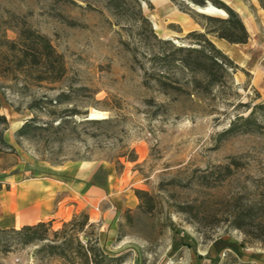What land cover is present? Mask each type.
<instances>
[{
  "label": "rangeland",
  "instance_id": "obj_1",
  "mask_svg": "<svg viewBox=\"0 0 264 264\" xmlns=\"http://www.w3.org/2000/svg\"><path fill=\"white\" fill-rule=\"evenodd\" d=\"M140 6L150 26L139 22L130 0L122 2L118 16L106 0H0V42L1 36L16 42L24 22L49 39L66 67L65 77L49 85L38 82L33 70H15L10 57L0 54V114L7 119L3 140L12 147L0 152L2 195L16 189L11 175L59 176L57 168L85 162L100 167L94 182L107 198L67 199L56 218L70 220L80 207L78 212L98 222L112 194L120 193L129 207L117 211L115 237L110 241L106 231L102 248L109 256L124 257L122 264H264V242L247 239L229 223L246 206L258 208L254 213L264 210V116L257 115L259 131L237 127L235 134H222L264 97L247 86L249 75L244 74L246 84L236 85L229 71L209 86L200 73L184 68L183 54L173 51L194 43L163 37L165 28L175 31L161 17L160 3L148 0ZM230 7L249 32L247 49L264 62V0H240ZM196 11L225 16L221 10ZM194 78L202 82L196 85ZM61 92L69 99L58 103ZM45 99L52 103L39 104L43 111L34 107ZM31 118L28 135L16 138ZM134 190L151 198L150 212L145 211L148 199L140 202ZM65 192L55 195L56 204ZM66 204L75 208L65 209ZM22 217L18 223L27 221ZM36 248L14 247L0 254V264H41L33 255Z\"/></svg>",
  "mask_w": 264,
  "mask_h": 264
},
{
  "label": "trees",
  "instance_id": "obj_2",
  "mask_svg": "<svg viewBox=\"0 0 264 264\" xmlns=\"http://www.w3.org/2000/svg\"><path fill=\"white\" fill-rule=\"evenodd\" d=\"M125 0H106V6L115 16L119 15L122 2ZM136 6L137 19L143 24L151 25L141 11V4L148 3V0H130ZM190 9L178 6L174 0H170L178 11L188 15L201 30L187 32L178 40L192 41L193 47H177L173 52L183 54L179 61L181 65L195 73H200L203 81L213 86L222 82L224 76L232 71V75L239 70V67L221 50L215 47L209 37L223 40L229 44H246L249 34L238 13L222 0H181ZM194 6L204 8L208 4L217 10L223 11L224 17H216L205 13L197 12L191 8ZM175 32H181L178 25L168 26ZM152 31V30H151ZM153 33V32H152ZM155 36V34H153ZM156 37V36H155ZM161 41V40H160ZM171 40H162L168 42ZM0 52L5 58L11 59L15 70H33L36 73V80L52 85L60 82L66 75V67L61 54L57 53L46 36L27 27L24 22L19 24L17 31V41H10L1 36ZM219 73V74H218ZM248 75V74H247ZM194 84L202 81L194 78ZM86 91L87 88H79ZM257 97L259 93L253 89ZM69 99L67 93L61 92L57 95L56 102ZM51 100H39L34 107L43 111L44 106L51 105ZM37 105V106H36ZM66 116L72 115L71 110H66ZM258 116H264V102L251 107L250 112L245 117H237L230 127L222 134L232 135L237 133L239 128L242 132L259 131L261 124ZM35 121L31 118L25 122L15 133L16 138L26 137L29 133L30 125ZM92 124L101 123L98 120H88ZM7 119L0 114V152L2 148L12 150V147L3 140V131L6 130ZM239 127V128H237ZM131 161H134L131 160ZM226 175L230 174L229 167H226ZM137 199L142 202L148 199L146 212L153 209L151 198L146 192L134 190ZM142 205L139 204L138 207ZM256 207L246 206L235 212L229 221L231 227L238 230L247 239L264 242V210L254 213ZM55 220L39 221L34 224L22 225L18 228L0 229V254L5 255L11 252L14 247H26L35 245L33 255L41 264L48 261H55L57 264H122L124 257L109 256L101 247L99 242L100 227L97 223L90 221L89 215L85 211L74 214L70 220H60L57 223L61 226L54 229ZM117 239H119L117 237Z\"/></svg>",
  "mask_w": 264,
  "mask_h": 264
},
{
  "label": "crops",
  "instance_id": "obj_3",
  "mask_svg": "<svg viewBox=\"0 0 264 264\" xmlns=\"http://www.w3.org/2000/svg\"><path fill=\"white\" fill-rule=\"evenodd\" d=\"M150 1L156 3L158 2L162 5L161 17L166 19L164 20L166 21L165 24H175L181 29V32L179 33L165 28L163 31L164 38H181L187 32L201 30V27L188 15L178 11V9L172 7L165 0ZM229 1L230 6L232 5V7L236 8L238 6V1L240 0ZM204 8H201L200 10H204ZM192 9L195 10L194 8ZM212 10L218 12V10L215 8ZM154 26L159 31V27L156 24ZM209 39L216 48L226 54L239 67V70L233 74L236 85L246 84L247 81L245 82L244 74H248L250 76V82L247 83V86L250 85L253 87L252 89H255L259 93L260 96L264 97V62H259L257 56L251 54L250 50L247 49L249 38L246 44H229L214 37H209ZM242 71H244V73H242ZM256 75H259V79L256 80L257 83H255ZM98 167L99 166H92L85 162H71L55 170L59 176L47 175V177H42L39 179H21L19 175H11L10 182L15 185L16 189H11L10 191L6 190V194L8 196H3L2 190L0 189V229L10 227L18 228L22 225L34 224L39 221H47L52 219L55 220V224L60 221V219L58 220L56 218L60 211V205L64 204L66 202L65 200L67 199L71 200L74 198L77 200V198L81 196L80 194L85 196V198L87 197L90 199L94 198L93 195H102L101 198L106 199L107 193L105 189L97 187L96 183L94 182V175L100 168ZM54 178H57L58 180H54ZM107 182L108 188L110 186L109 180H107ZM60 190L66 191V197L61 199L57 205L54 199L55 195L59 194ZM112 195L111 202H108L110 206H106L100 212L99 221L97 222V220H92L90 218V221L97 223L100 227L99 242L101 247H103L107 241L106 231L109 232L108 239L110 241L115 237L114 223L112 220L116 216L117 211L121 210L122 208L129 207L128 203L123 200L122 196H120V193H117L116 191ZM55 205L57 207L54 210ZM70 207L74 206L66 204L65 209H69ZM79 208L80 207L76 208L75 214L78 213ZM80 211L83 210L81 209ZM22 212H25L26 215L21 214ZM19 215L23 216L22 218L27 221L18 223ZM62 220L68 219L64 218Z\"/></svg>",
  "mask_w": 264,
  "mask_h": 264
},
{
  "label": "bare ground",
  "instance_id": "obj_4",
  "mask_svg": "<svg viewBox=\"0 0 264 264\" xmlns=\"http://www.w3.org/2000/svg\"><path fill=\"white\" fill-rule=\"evenodd\" d=\"M201 8H196L195 10H200ZM213 9V7H209V6H207L206 8H204V10H212ZM203 10V9H202Z\"/></svg>",
  "mask_w": 264,
  "mask_h": 264
},
{
  "label": "water",
  "instance_id": "obj_5",
  "mask_svg": "<svg viewBox=\"0 0 264 264\" xmlns=\"http://www.w3.org/2000/svg\"><path fill=\"white\" fill-rule=\"evenodd\" d=\"M192 8L196 9V8H200V7H197V6H194L193 4L190 5ZM209 7H212L211 5L208 4Z\"/></svg>",
  "mask_w": 264,
  "mask_h": 264
}]
</instances>
